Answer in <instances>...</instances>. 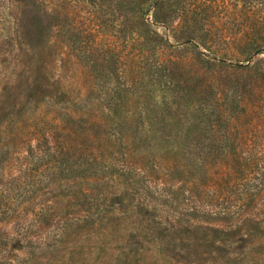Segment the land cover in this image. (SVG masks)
<instances>
[{
    "label": "rangeland",
    "instance_id": "374dc122",
    "mask_svg": "<svg viewBox=\"0 0 264 264\" xmlns=\"http://www.w3.org/2000/svg\"><path fill=\"white\" fill-rule=\"evenodd\" d=\"M0 264H264V0H0Z\"/></svg>",
    "mask_w": 264,
    "mask_h": 264
}]
</instances>
